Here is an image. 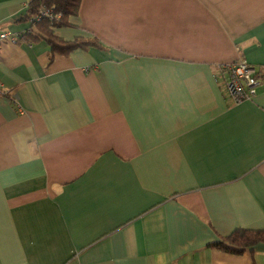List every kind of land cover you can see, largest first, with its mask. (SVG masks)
Instances as JSON below:
<instances>
[{"label": "crops", "instance_id": "obj_1", "mask_svg": "<svg viewBox=\"0 0 264 264\" xmlns=\"http://www.w3.org/2000/svg\"><path fill=\"white\" fill-rule=\"evenodd\" d=\"M29 0H0L21 33ZM46 41L0 46V264H264L208 244L264 229V0H82Z\"/></svg>", "mask_w": 264, "mask_h": 264}, {"label": "trees", "instance_id": "obj_2", "mask_svg": "<svg viewBox=\"0 0 264 264\" xmlns=\"http://www.w3.org/2000/svg\"><path fill=\"white\" fill-rule=\"evenodd\" d=\"M82 0H34L30 4V10L41 4H46L63 14L59 21L42 19L37 22L33 31H23L20 33L18 43L27 42L29 44L46 41L50 46V61L56 55H68L76 49H89L91 47L102 48L101 42L97 38L76 37L73 40H65L55 29L58 27L71 25L70 17L77 15ZM29 13L24 20H28ZM264 76V70H258L257 75ZM264 242V229L237 228L227 236H222L219 240L208 244V247L220 251L240 254L246 249H251Z\"/></svg>", "mask_w": 264, "mask_h": 264}, {"label": "built area", "instance_id": "obj_3", "mask_svg": "<svg viewBox=\"0 0 264 264\" xmlns=\"http://www.w3.org/2000/svg\"><path fill=\"white\" fill-rule=\"evenodd\" d=\"M34 0L28 1L29 27L26 31H33L37 22L42 19L59 21L63 14L46 4L38 5L30 10V4ZM20 33H14L8 30H0V46L4 43H18ZM218 75L222 78V85L225 94L231 104H239L253 99L256 95L261 79L257 75V70L246 59H239L235 62L220 65ZM3 90L0 86V95Z\"/></svg>", "mask_w": 264, "mask_h": 264}]
</instances>
